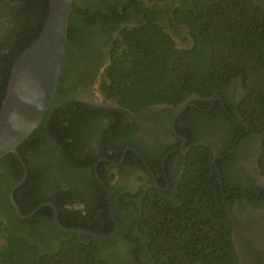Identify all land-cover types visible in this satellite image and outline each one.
I'll return each mask as SVG.
<instances>
[{"label": "trees", "instance_id": "trees-1", "mask_svg": "<svg viewBox=\"0 0 264 264\" xmlns=\"http://www.w3.org/2000/svg\"><path fill=\"white\" fill-rule=\"evenodd\" d=\"M49 11L50 0H0V109L14 62L37 40ZM183 29L190 44L182 48L176 38H183ZM101 45L107 48L106 59ZM88 60L104 66L102 94L117 103L122 115L163 105L178 109L196 98L177 121L189 140L182 169L173 173L172 155L165 161L169 191L152 180L147 190L124 193L111 185L114 176L107 177L111 164L101 163L98 174L110 190L120 225L115 237L103 240L62 231L50 207L21 219L10 192L24 169L7 155L0 161V264H241L235 204L239 212L246 204L264 206V186L253 182L249 188L253 198L260 196L255 201L233 171L241 148L253 140L264 176V4L74 0L57 95L40 128L18 150L28 177L14 198L24 215L50 202L64 227L107 235L115 223L95 173L97 161L119 162L131 147L136 151L127 152L121 169L145 168L141 157L162 175L164 158L175 146L139 145L125 117L103 128L99 121L107 117L105 110L87 107L74 96L89 80L78 74ZM219 96L222 100L215 101ZM205 129L221 131L222 144L208 140ZM76 199L84 203L85 216L73 206ZM255 255V264H264V254Z\"/></svg>", "mask_w": 264, "mask_h": 264}, {"label": "flooded vegetation", "instance_id": "flooded-vegetation-1", "mask_svg": "<svg viewBox=\"0 0 264 264\" xmlns=\"http://www.w3.org/2000/svg\"><path fill=\"white\" fill-rule=\"evenodd\" d=\"M256 1H258L260 4H263V0ZM116 34L117 33L114 35ZM182 37L188 40L184 41L183 38L178 37L176 38V43L182 48L187 47L190 44L187 30H182ZM101 50L103 51V59H106L107 48H104L103 45H101ZM95 61L96 60H88L87 65H82V69H84H81L82 71L78 73L83 76L86 75V80H89L87 83L80 84L79 88L74 93L76 100L86 104L87 107L102 108L105 110L107 117H104L99 121L100 124H104L103 128H108L112 126L111 122L117 123L120 117H125L126 120L129 121L128 126L130 129H132V133H130L132 138L141 146H145L147 148L149 147L151 149H156L157 147L160 148V146H175L173 151L168 153L167 159L173 155L174 158L172 161V171L175 174L180 173V170L182 169V158L185 156L188 150L187 146L189 144V140L181 133V126H177V121L179 117L184 115V113H186V111H188V109L193 106L191 101L196 100V98H189V100L178 109L163 105L145 109L137 114L128 111L125 115H122L121 112L117 110L119 108L117 103L114 100L106 99L103 96L101 91L100 75L103 72L104 66L99 67L96 65ZM74 73L76 74L77 72ZM236 85H238V83H235L230 88L231 93L235 91ZM239 90L237 91V94H239ZM217 100H222V98L219 96L215 101ZM213 106H215V104ZM194 107L199 109L197 106ZM199 110L209 112V109ZM185 119H183V121ZM181 125L182 127L184 126L182 123ZM205 133L208 140L217 142L219 145L222 144L224 135L221 131L205 129ZM92 144L93 143L91 141L90 145ZM93 145L94 147H97L95 143ZM257 145L258 144L253 140H250L248 143H246L243 148H241V153L233 165L234 174L242 177V179L246 181L248 189L246 190L247 192L244 193L251 198H253L254 192H251L250 194L249 192L251 190L249 188L253 186V182H255L259 187L264 186V176L262 175L258 163L259 158ZM132 150L134 149L127 147L125 151L128 152ZM110 153L112 154V152ZM139 158L141 159L145 168L127 167L121 169L125 163V159L121 163L122 158L119 162H115L107 158H101L98 161L102 159L108 160L100 162L99 165L101 163L111 164V168H108L107 177L111 178L114 176L111 185L115 186L116 188H121L124 193L128 191L138 193L141 189L147 190L151 186L152 180L159 190L164 192L169 191L171 184L166 173V157L164 158L162 164V175L153 171L144 159L141 157ZM218 159H220V157H218ZM114 163H116V165H114ZM164 184L166 185L164 186ZM259 197L253 199L256 201ZM73 206L75 207L76 211H81L84 216L86 215L85 205L80 199H76V202ZM67 207L71 208V206ZM234 209L236 210L237 218L241 222V224L237 226L234 231V240L237 252L241 258V264H255L257 261L255 253L264 254V206L254 207L251 204H246V207H244L243 210L241 209V212H239V204L236 203Z\"/></svg>", "mask_w": 264, "mask_h": 264}, {"label": "water", "instance_id": "water-1", "mask_svg": "<svg viewBox=\"0 0 264 264\" xmlns=\"http://www.w3.org/2000/svg\"><path fill=\"white\" fill-rule=\"evenodd\" d=\"M73 11L74 0H50L49 16L42 32L14 62L6 97L0 109V161L7 155L13 154L24 169L23 178L10 192V202L21 219H31L41 209L50 207L54 211L56 224L62 231L108 240L118 234L120 225L114 214L111 193L98 174L99 163L108 161L106 159L97 162L95 172L107 192L111 217L115 223V230L110 234L100 235L85 229L64 227L57 207L50 202L43 203L30 214L24 215L14 198L15 192L28 177L27 165L18 150L40 128L55 101L66 57ZM126 153L127 151L124 152L121 163ZM136 153L140 156L138 152ZM166 159L167 157L165 161Z\"/></svg>", "mask_w": 264, "mask_h": 264}, {"label": "rangeland", "instance_id": "rangeland-1", "mask_svg": "<svg viewBox=\"0 0 264 264\" xmlns=\"http://www.w3.org/2000/svg\"><path fill=\"white\" fill-rule=\"evenodd\" d=\"M263 4H264V0H263V2H262Z\"/></svg>", "mask_w": 264, "mask_h": 264}]
</instances>
